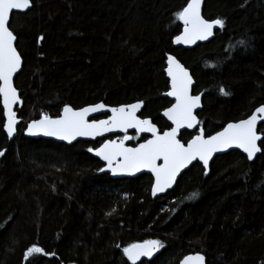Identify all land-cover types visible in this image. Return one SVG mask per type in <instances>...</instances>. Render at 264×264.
Returning a JSON list of instances; mask_svg holds the SVG:
<instances>
[{"label": "trees", "instance_id": "trees-1", "mask_svg": "<svg viewBox=\"0 0 264 264\" xmlns=\"http://www.w3.org/2000/svg\"><path fill=\"white\" fill-rule=\"evenodd\" d=\"M188 2L34 0L27 13L13 14L23 106L9 141L0 104V264H130L122 249L146 240L165 247L140 264H179L195 253L207 264H264V150L251 163L239 152L217 156L209 176L195 164L152 200L146 175L99 174L102 164L88 149L100 141L65 146L23 136L44 114L54 119L66 105L97 103L143 102L141 117L169 128L161 117L171 105L163 97L168 55L190 71L193 94L203 93L197 116L206 136L251 115L264 104V0H205L203 17L223 19L225 27L185 50L172 42ZM220 87L231 94L221 95ZM191 136L185 131L180 140ZM33 245L55 256L25 260Z\"/></svg>", "mask_w": 264, "mask_h": 264}, {"label": "snow or ice", "instance_id": "snow-or-ice-1", "mask_svg": "<svg viewBox=\"0 0 264 264\" xmlns=\"http://www.w3.org/2000/svg\"><path fill=\"white\" fill-rule=\"evenodd\" d=\"M202 0H189L187 6L177 13L176 18L184 25L183 34L173 41L175 44H192L198 40H208L213 35V29H223V19L209 21L201 15ZM34 7V0H0V98H2L6 123L4 131L9 139L16 132V113L13 106L19 103L17 88L13 78L21 71L22 56L18 51L17 35L11 28V19L15 12L27 13ZM40 40L44 37L40 36ZM241 47H246L244 40L238 41ZM215 67V65H209ZM165 72L170 80L171 90L164 93L174 98L171 107L163 115L171 122L170 130L161 134L150 119H140L137 112L143 102H137L120 107L106 109L103 103L74 110L65 106L63 114L56 119L44 114L40 119L28 125L27 134L30 136L44 135L55 136L57 139L72 143L77 137L103 136L105 133H125L117 143L107 141L98 149L89 148L94 154L108 165L107 170L115 175H135L141 171H148L154 176L155 182L151 188L152 195L166 192L177 183V177L182 170L188 168L194 161H201L205 169L215 153L226 152L229 149H240L247 154L249 161L257 153L264 150V104L245 119L229 123L215 135L205 136L203 128H198L200 121L197 119L196 110L202 107L201 95L191 94L193 79L188 70L172 55L167 56ZM223 96L231 93L224 87L219 88ZM111 113L110 118L99 121L89 117L93 113L105 110ZM186 144L178 138L182 129H197ZM129 129H134L136 135H128ZM150 133L151 139H146L136 147H126L125 143L139 139L140 134ZM0 151V157L4 156ZM100 171H105L101 168ZM207 175V172H205ZM193 193L192 197L195 198ZM108 215H112L111 212ZM120 247L119 244L116 245ZM165 245L160 240H146L143 243H133L122 249L123 255L130 264H138L141 258L151 259ZM55 256L38 245H33L24 253L25 260L36 256ZM29 264H41L40 260L32 259ZM182 264H205L203 255L187 256Z\"/></svg>", "mask_w": 264, "mask_h": 264}, {"label": "water", "instance_id": "water-1", "mask_svg": "<svg viewBox=\"0 0 264 264\" xmlns=\"http://www.w3.org/2000/svg\"><path fill=\"white\" fill-rule=\"evenodd\" d=\"M204 3H205V0H202V5H201V15L203 16V7H204ZM187 6V5H186ZM185 6V7H186ZM14 13H16L15 12V10H14ZM204 18V17H203ZM209 21H213V20H209ZM181 22V21H180ZM181 24H182V30H181V32L177 35V36H179V35H182L183 34V28H184V25H183V23L181 22ZM221 29H219V28H214L213 29V35L212 36H210L209 38H208V40H198V41H196L195 43H192V44H180V45H177V44H175L174 42H172L173 43V46L175 47V48H182V49H185V50H191V49H194L195 47H197L198 45H202V44H206V43H208V42H210L213 38H214V36H215V34H216V32H218V31H220ZM176 36V37H177ZM176 37H174V39H173V41L175 40V38ZM173 56V55H172ZM175 57V56H174ZM176 58V57H175ZM177 59V58H176ZM178 60V59H177ZM179 61V60H178ZM180 62V61H179ZM181 63V62H180ZM182 64V63H181ZM183 65V64H182ZM184 66V65H183ZM166 67H167V59H166ZM185 67V66H184ZM22 69H23V58H22V67H21V71H22ZM166 69V68H165ZM186 70H188L187 68H186ZM20 71V72H21ZM19 72V73H20ZM188 72H189V74L191 75V73H190V71L188 70ZM19 73H17L16 74V76L13 78V82H14V86H15V79H16V77H17V75L19 74ZM164 73H165V76H166V79L168 80V86H169V89H168V91H170L171 90V87H170V80H169V78H168V76H167V74H166V72H165V70H164ZM191 77H192V75H191ZM192 79H193V77H192ZM194 85H195V81H194V79H193V84H192V86H191V94H193V88H194ZM18 91V95H19V103H17L16 105H14L13 106V111L16 113V119H17V121H18V123L16 124V132H15V134H14V136L11 138V139H9L8 138V136H7V134H6V132L4 131V128H3V131H4V133H5V135L7 136V138H8V140L9 141H12V140H14L16 137H17V134H18V125H19V123H20V119L18 118V113H17V109H20V108H22V106H23V101H22V99H21V96H20V92H19V90H17ZM166 93V92H165ZM200 94H202L201 95V104H202V98H203V93H200ZM193 95H195V94H193ZM163 97L164 98H168L170 101H171V105L169 106V107H171L172 106V104L175 102L174 101V98L173 97H168V96H166V95H164L163 94ZM140 102V101H139ZM134 103H137V102H134ZM0 104H1V107H2V110H3V115H4V109H3V102H2V98H0ZM97 104H100V103H97ZM131 104H133V103H131ZM93 105H96V104H92V105H87V106H84V107H89V106H93ZM105 105V104H104ZM66 106H69V105H66ZM106 106V105H105ZM122 106V105H121ZM65 107V106H64ZM64 107H63V109H64ZM69 107H71V106H69ZM84 107H82V108H84ZM118 107H120V106H118ZM169 107H167V108H169ZM72 108V107H71ZM107 108H110V106H106V109ZM143 108H144V103H143V105H142V107H141V109L137 112V117L138 118H140V119H149V118H141L140 117V114L142 113V111H143ZM167 108L166 109H164L162 112H161V117H162V119L169 125V128L168 129H166V130H164V131H167V130H170V126H171V122L167 119V117H165L164 115H163V112L165 111V110H167ZM63 109H62V111H61V113H60V116L63 114ZM74 109V108H73ZM81 108H79V109H74V110H80ZM106 109L105 110H102L101 112H98V113H93L90 117H89V120L91 121V120H93V119H95V120H97V121H99V120H101V119H108V118H110V116H111V113L110 112H107L106 111ZM202 110V107L200 108V109H197L196 110V114L197 113H199L200 111ZM59 116V117H60ZM101 116H106V117H104V118H100V119H98L99 117H101ZM59 117H57V118H59ZM54 119H56V118H54ZM197 119H198V121H199V118H198V116H197ZM151 120V119H150ZM36 121V120H35ZM33 122V121H32ZM32 122H30V123H32ZM236 122H238V121H236ZM5 123H6V117H5V115H4V125H5ZM30 123H28L27 124V126L25 127V129H24V131H23V136L26 138V139H33V140H47V141H53V142H56V143H58V144H62V145H65V146H72L73 144H75L76 142H96V141H98V140H104V142L103 143H105V142H107V141H109V140H111V141H114V142H119L121 139H120V136H124L125 135V133H121V132H113V133H105L103 136H98V137H96V138H92V137H77L75 140H73L72 141V143H69L68 141H66V140H60V139H57L55 136H44V135H36V136H30V135H28L27 134V129H28V125L30 124ZM230 123H235V122H230ZM262 123H264V122H262ZM154 124V123H153ZM229 124V123H228ZM155 125V124H154ZM156 126V125H155ZM227 126V124L221 129V130H219V131H222L225 127ZM157 127V126H156ZM158 128V127H157ZM198 128H203L201 125H200V123H199V125H198ZM198 128L197 129H182L181 130V132H180V134L182 133V132H184V131H188V132H191V133H193V132H195V135L196 134H198ZM158 130H159V128H158ZM160 131V130H159ZM132 133H136L135 132V130L134 129H129V131H128V135H132ZM160 133L162 134L163 133V131L161 132L160 131ZM217 133V132H216ZM216 133H214V134H212V135H215ZM180 134L178 135V138L180 139ZM140 136H147V137H149L148 139H151L152 137H151V134L150 133H143V134H140ZM207 137V136H206ZM112 138V139H111ZM123 138V137H122ZM193 138V137H192ZM191 138V139H192ZM190 139V140H191ZM130 142H131V140L130 141H127L126 143H125V146L126 147H132V146H130L129 144H130ZM145 142V141H144ZM182 142V141H181ZM103 143L99 146V147H101L102 145H103ZM143 143V142H142ZM183 143V142H182ZM138 146V145H137ZM99 147H97V148H95V149H98ZM136 147V146H135ZM94 149V148H93ZM94 149V150H95ZM230 152H239V153H241L246 159H247V154L246 153H244V152H242V150H240V149H235V148H233V149H229V150H227L226 152H222V153H215L214 155H213V157H212V159L209 161V166H208V168L207 169H205L204 168V166H203V163L201 162V161H194L191 165H189L188 166V168H186V169H184V170H182V172L180 173V175L177 177V182H178V180L180 179V177L185 173V172H187L193 165H195V164H199V165H201L202 166V168L204 169V171L205 172H207V175L206 176H209V174H210V165H211V162L214 160V158L215 157H217V156H222V155H225V154H228V153H230ZM89 154L92 156V157H94L95 159H97L101 164H102V168H104L105 169V171H99V174H107V175H109V177L111 178V179H114V180H120V179H135V178H137V177H139V176H141V175H148V176H150L151 178H152V186H153V184H154V182H155V179H154V176L152 175V173H150V172H148V171H146V170H144V171H141V172H138V173H136L135 175H113L112 173H111V171H109V170H107V168H108V165H107V163L105 162V161H103V160H101L99 157H97L95 154H94V152H89ZM261 154V152L260 153H257L256 154V157L253 159V160H251V161H249L248 159H247V161L248 162H253L259 155ZM176 185H177V183L176 184H174L173 185V187L172 188H170V189H168L166 192H163V193H157V195L156 196H153L152 195V191L150 190V195H151V199L152 200H155L156 198H159V197H162V196H165L168 192H170V191H172L175 187H176ZM152 186H151V188H152ZM143 243V242H142ZM159 252H157V253H155L154 254V256L151 258V259H154L156 256H157V254H158ZM195 255H202V254H199V253H195V254H189V255H187V256H195ZM187 256H185V257H187ZM184 257V258H185ZM205 257V256H204ZM184 258H182L181 259V261L179 262V264H182V261H183V259ZM127 259V258H126ZM151 259H149V258H147V257H143V258H141V261L140 262H138V264H140L142 261H146V260H151ZM205 264H207V260H206V258H205Z\"/></svg>", "mask_w": 264, "mask_h": 264}, {"label": "flooded vegetation", "instance_id": "flooded-vegetation-1", "mask_svg": "<svg viewBox=\"0 0 264 264\" xmlns=\"http://www.w3.org/2000/svg\"><path fill=\"white\" fill-rule=\"evenodd\" d=\"M104 117H106V116H101V117H99L98 119H100V118H104ZM140 117H141V114H140ZM142 118V117H141ZM168 129V128H167ZM160 130V129H159ZM166 130V129H165ZM161 131V130H160ZM164 131V130H163ZM162 132V131H161ZM185 132V131H184ZM188 132V131H187ZM183 133V132H182ZM192 136H191V138L195 135V132H193V133H191V132H189ZM132 135L133 136H135L136 135V133H132ZM181 135V134H180ZM206 136V135H205ZM122 137L123 136H120V139H122ZM149 137H147V136H140V138L139 139H134V140H131V142H130V146H132V147H135V146H137V145H139L140 143H142V142H144L146 139H148ZM190 138V139H191ZM112 139V138H111ZM189 139V140H190ZM188 140V141H189ZM98 141H100V144L97 146V147H99L103 142H104V140H98ZM98 141H96V142H98ZM187 141V142H188ZM186 142V143H187ZM92 143H94V142H92ZM185 143V144H186ZM96 147V148H97ZM95 149V148H94ZM198 164V163H197ZM201 166V165H200ZM202 167V166H201ZM204 170V169H203ZM204 173H205V171H204ZM146 176H148V175H146ZM206 176V175H205ZM148 177H150V176H148ZM151 178V177H150ZM151 181H153L152 180V178H151ZM151 186H152V182H151ZM150 190H151V187H150ZM150 197H151V195H150Z\"/></svg>", "mask_w": 264, "mask_h": 264}]
</instances>
